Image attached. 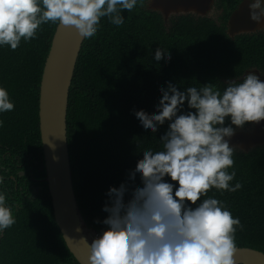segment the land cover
Masks as SVG:
<instances>
[{
  "label": "trees",
  "instance_id": "16d2710c",
  "mask_svg": "<svg viewBox=\"0 0 264 264\" xmlns=\"http://www.w3.org/2000/svg\"><path fill=\"white\" fill-rule=\"evenodd\" d=\"M139 5L124 12L125 23L116 26L107 17L94 37L87 38L77 60L67 108V138L73 185L85 222L99 234L106 217L101 209L110 186H118L135 168L148 148L158 150L159 137L145 133L134 110L154 113L159 89L166 82L181 90L188 86L223 82L235 56L224 52L241 48L229 43L209 20L180 17L168 32L161 19ZM57 24H44L36 39L21 42L16 50L0 47V85L8 89L14 110L0 114V191L12 206L15 224L0 236V264H78L68 251L54 222L38 129V91L43 64ZM157 47L168 50L167 64L153 59ZM213 52L218 53L211 63ZM242 51L240 52V57ZM261 147V148H258ZM234 193L211 189L225 201L243 230H237L240 247L264 253V146L234 151Z\"/></svg>",
  "mask_w": 264,
  "mask_h": 264
},
{
  "label": "clouds",
  "instance_id": "9594fccd",
  "mask_svg": "<svg viewBox=\"0 0 264 264\" xmlns=\"http://www.w3.org/2000/svg\"><path fill=\"white\" fill-rule=\"evenodd\" d=\"M175 1H180V6L176 7ZM194 1L165 0L162 6H154L152 13L168 32L178 18L196 13L190 12ZM143 3L144 0H0V47L16 50L22 41L36 39L41 26L48 23L72 27L79 37L91 38L102 18L121 26L125 23L123 13ZM209 10L204 15L198 13L201 20H209ZM248 12L253 25H264V0H248ZM213 25L225 42L246 34L247 41L239 48L240 68L234 72L232 64L229 66L223 90L215 83L181 90L177 84L166 82L159 89L153 114L134 110L145 133L156 134L164 125L167 128L158 139L161 147L141 152L142 159L126 173L125 180L105 193L107 199L101 210L107 215L96 221L105 228L91 242L80 238L88 248L89 264H236L238 249L248 248L236 243L237 230L244 228L240 218L232 214L225 201L208 193L211 189L234 193L243 187L236 180L234 167L237 146L230 140L238 134L258 132V124L264 121V32L248 31L247 24L234 31L239 25L234 15L226 25V33L218 24ZM234 49L227 47L224 52ZM152 52L154 61L160 64L171 60L168 50L157 47ZM217 54L213 52L211 63ZM38 106L39 103L37 116ZM14 107L8 89L0 85V114ZM256 146L264 144H255L251 149ZM4 181L0 175V184ZM15 222L6 193L0 191V236Z\"/></svg>",
  "mask_w": 264,
  "mask_h": 264
},
{
  "label": "water",
  "instance_id": "95a60500",
  "mask_svg": "<svg viewBox=\"0 0 264 264\" xmlns=\"http://www.w3.org/2000/svg\"><path fill=\"white\" fill-rule=\"evenodd\" d=\"M205 2L194 1L190 12L204 15V11L209 10L204 7ZM180 4V1H175L176 7ZM85 39L79 37L74 28L57 25L43 66L38 100L42 164L45 166L44 180L47 181L52 215L68 251L79 264H89L88 248L80 238L85 237L91 242L93 237L84 225L71 187L66 118L69 91ZM258 126V132L238 134L231 138L230 144L245 152L255 144H264V121ZM77 228L81 231L77 232ZM234 259L236 264H264V254L249 248H239Z\"/></svg>",
  "mask_w": 264,
  "mask_h": 264
},
{
  "label": "flooded vegetation",
  "instance_id": "af4514ba",
  "mask_svg": "<svg viewBox=\"0 0 264 264\" xmlns=\"http://www.w3.org/2000/svg\"><path fill=\"white\" fill-rule=\"evenodd\" d=\"M197 0H195L196 2ZM165 0H147L145 10L149 12H153L154 6H162L164 4ZM209 8V14L206 18H208L213 23H216L219 25V28L223 33H226L227 31V23L229 22L230 18L234 15V18L236 16V12L240 10V13L244 15V17H247V20L249 21V12H248V0H208ZM183 15V14H180ZM247 15V16H245ZM179 16V15H175ZM173 16V17H175ZM195 18H199L200 16L198 13H195L193 15ZM172 17V18H173ZM171 19V18H170ZM169 19V20H170ZM169 20L166 21V24H168ZM235 20L238 21L239 25L234 28V31H239L242 28V24H246L248 22L245 21L244 18H235ZM255 26L252 30H259L264 32V25ZM237 39L240 40L241 44H244L247 41L246 34L240 33L238 35H235L233 39L231 40V43H234ZM240 49H234L229 50L230 53H232L235 56V59L232 63V69L234 72L238 71L240 68V55H239ZM250 52H247V55H249ZM264 79V77L262 78Z\"/></svg>",
  "mask_w": 264,
  "mask_h": 264
},
{
  "label": "bare ground",
  "instance_id": "6f19581e",
  "mask_svg": "<svg viewBox=\"0 0 264 264\" xmlns=\"http://www.w3.org/2000/svg\"><path fill=\"white\" fill-rule=\"evenodd\" d=\"M209 2H208V0H206V2L204 3V7L205 8H208V9H210L211 10V8H209ZM248 10V9H247ZM245 16H247V15H245ZM244 18L245 19V21L246 22H248V23H246L247 24V27H248V29L249 28H251V30L256 26V25H253L250 21H248L247 20V17H244V15H242L241 13H240V10L239 11H237L236 12V16H235V18ZM258 27H260L259 25H258ZM84 43V42H83ZM83 43H82V45H83ZM42 161H43V153H42ZM40 169H44V173H45V166H44V164H40ZM45 177H46V175H45ZM44 177V178H45ZM70 177H71V181H72V184H71V187H73V190H74V185H73V178H72V168H71V165H70ZM43 182H45L46 184H47V181L46 180H42ZM74 196H75V199H76V195H75V190H74ZM50 197V196H49ZM51 202V201H50ZM76 203H77V200H76ZM77 206H78V203H77ZM52 208V207H51ZM78 209H79V206H78ZM80 211V210H79ZM80 215H81V212H80ZM81 217H82V215H81ZM82 220H83V222H84V225H85V227L87 228V230L91 233V235H92V237L94 238L96 235H98L97 234V232L95 231V229L93 228V227H91V226H89L86 222H85V220L83 219V217H82ZM66 245V244H65ZM72 255V254H71ZM75 259V258H74ZM76 261V260H75ZM77 262V261H76ZM78 263V262H77ZM79 264V263H78Z\"/></svg>",
  "mask_w": 264,
  "mask_h": 264
},
{
  "label": "rangeland",
  "instance_id": "374dc122",
  "mask_svg": "<svg viewBox=\"0 0 264 264\" xmlns=\"http://www.w3.org/2000/svg\"><path fill=\"white\" fill-rule=\"evenodd\" d=\"M239 149V148H238ZM236 150V149H235ZM241 150V149H240ZM264 185V179L258 184L259 187H262ZM264 197V194H263Z\"/></svg>",
  "mask_w": 264,
  "mask_h": 264
},
{
  "label": "crops",
  "instance_id": "0c3cea01",
  "mask_svg": "<svg viewBox=\"0 0 264 264\" xmlns=\"http://www.w3.org/2000/svg\"><path fill=\"white\" fill-rule=\"evenodd\" d=\"M39 140H40V134H39ZM40 145H41V143H40ZM41 151H42V149H41Z\"/></svg>",
  "mask_w": 264,
  "mask_h": 264
}]
</instances>
